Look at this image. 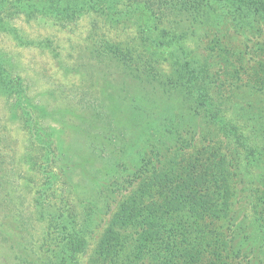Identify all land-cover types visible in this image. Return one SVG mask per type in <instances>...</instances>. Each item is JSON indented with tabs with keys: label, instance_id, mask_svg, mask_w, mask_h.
I'll return each mask as SVG.
<instances>
[{
	"label": "trees",
	"instance_id": "16d2710c",
	"mask_svg": "<svg viewBox=\"0 0 264 264\" xmlns=\"http://www.w3.org/2000/svg\"><path fill=\"white\" fill-rule=\"evenodd\" d=\"M214 1L220 2L235 20L237 28H227L234 31L231 37L238 35L244 40L248 28L256 22L264 24V0ZM210 2L0 0V32L13 37L19 33L17 26L7 19L11 12L23 15L25 20L50 16L68 22L85 13H96L106 23L121 22L134 27L137 45L150 51L151 60L156 56L171 66L172 76L164 80L183 91L191 114L201 116L206 126L214 130V136L218 135L225 143L218 144L217 139L206 145L177 147L142 162L133 158L135 161L128 166L137 167L117 177H127L123 184L116 180L114 188L107 180L110 190L105 197H111L112 201H108L113 202V208L89 252L90 264H264L263 258H259V254L264 256V213L253 212L252 230L245 235L241 234L239 211L243 179L262 187L258 202L264 207V98L261 107L249 112L250 102L237 104L229 98L242 90L264 97V44L258 43L256 48L261 51L249 57L244 49L228 43L227 35L221 33L217 55L234 63L232 73L242 70L244 78L241 76L238 83L224 85L222 80L221 85H212L206 61L208 53L195 58L181 43L184 30L172 32L169 26H159L161 22L156 19L168 12L173 17L172 27L178 29L183 15L189 14L204 26L206 17H210L215 26L220 20L210 14ZM10 60L0 48V98L8 104L12 120L20 119L23 127L32 128L29 146L39 149L40 164L33 159L30 162L38 177L32 197L34 211L38 220L46 222L44 235L52 263L79 264V256L89 250L92 233L91 224L86 223L89 214L79 220L75 204L68 202L71 199L62 205L51 196L53 193L49 191L59 179V174L49 167L50 162L59 160H55L56 144L48 132L44 139L50 140H43L40 135L45 130L37 119H43L40 113L44 107L35 106L28 98L24 80L12 71ZM166 119L152 128L164 138L163 145L174 137L175 131ZM152 120L148 122L149 128L154 125ZM63 165L67 170L71 168ZM63 180L66 181L60 178L59 182L62 184Z\"/></svg>",
	"mask_w": 264,
	"mask_h": 264
},
{
	"label": "rangeland",
	"instance_id": "374dc122",
	"mask_svg": "<svg viewBox=\"0 0 264 264\" xmlns=\"http://www.w3.org/2000/svg\"><path fill=\"white\" fill-rule=\"evenodd\" d=\"M209 10L219 24L213 26L206 17L204 26L186 14L175 29L168 12L156 19L161 22L159 26H169L172 32L184 30L181 43L195 58L208 53L212 85H221L222 80L224 85L238 83L241 76L244 78L242 70L233 74L234 63L217 55L219 35H227L228 43L253 57L254 52L261 51L257 44H264V24L254 22L241 40L238 35L231 37L234 31L227 28L236 29L237 25L220 2L211 0ZM24 18L13 12L7 16L19 34L13 37L0 32V48L11 59L12 71L24 80L28 98L35 106L44 107L40 113L43 119H37L45 130L40 135L43 140L54 141L55 160L59 158L49 165L50 171L59 174L50 195L62 205L71 199L68 202L75 204L79 220L89 214L86 223L94 229L90 226L89 250L79 256V264H90L89 252L113 208V202L108 201L111 197H105L110 190L106 181L110 179L115 188L116 180L123 184L127 179H117L120 174L137 167L128 166L134 159L142 162L177 147L206 145L215 142L218 135L214 136L201 116L191 114L183 91L164 80L172 76L171 66L156 56L151 60L150 51L137 45L134 27L106 23L96 13H85L72 22L50 16ZM229 98L237 104L250 102L249 112L261 107L264 97L242 90ZM9 114L8 104L0 98V264H53L44 235L46 222L38 220L32 203L38 177L30 162L33 159L40 164L39 149L29 146L32 128L26 129L20 119L12 120ZM164 118L175 129L174 137L165 145L162 135L152 129ZM151 120L154 125L149 128ZM46 132L50 139H44ZM218 144L225 143L219 138ZM63 163L71 168L67 170ZM60 178L66 181L61 184ZM243 181L240 227L241 234L249 235L253 212L264 213L258 202L262 187L248 179ZM94 210L100 213H91ZM259 258L264 261L263 255Z\"/></svg>",
	"mask_w": 264,
	"mask_h": 264
}]
</instances>
